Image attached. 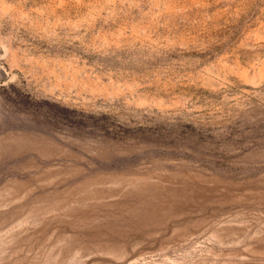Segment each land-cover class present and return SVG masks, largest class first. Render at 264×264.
<instances>
[{"label":"rangeland","instance_id":"rangeland-1","mask_svg":"<svg viewBox=\"0 0 264 264\" xmlns=\"http://www.w3.org/2000/svg\"><path fill=\"white\" fill-rule=\"evenodd\" d=\"M0 264H264V0H0Z\"/></svg>","mask_w":264,"mask_h":264}]
</instances>
